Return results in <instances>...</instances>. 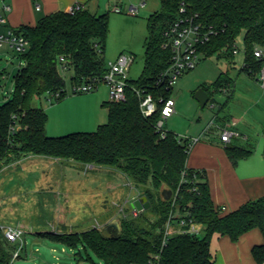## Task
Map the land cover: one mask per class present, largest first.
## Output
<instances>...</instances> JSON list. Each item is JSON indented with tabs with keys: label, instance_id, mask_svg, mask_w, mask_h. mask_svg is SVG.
I'll return each mask as SVG.
<instances>
[{
	"label": "trees",
	"instance_id": "obj_1",
	"mask_svg": "<svg viewBox=\"0 0 264 264\" xmlns=\"http://www.w3.org/2000/svg\"><path fill=\"white\" fill-rule=\"evenodd\" d=\"M161 9L147 18L144 67L138 78H130L124 101H104L109 119L95 131H76L61 136L47 134L49 116L43 107L33 104L35 97L51 94L61 100L67 95L61 74V57L66 69H72L74 91L82 83L99 86L108 70L105 59L110 31L109 13L86 7L59 10L40 18L34 25L16 29L29 41L27 50L17 53L24 61L15 76L14 97L0 105V168L26 156L69 158L90 167L119 169L136 185H148L143 192L151 205L131 219H122L119 236L106 237L102 230L41 234L69 245L82 244L92 249L101 264H214L211 241L214 234L228 235L234 241L253 228L264 234V195L226 211L215 203L205 169L190 167L192 147L189 139L169 130L162 135L156 127L161 98L172 95L173 86L157 83L162 71L172 62L173 51L165 47L166 32L181 17H190L209 39L198 44L203 56L218 54L234 61L237 37L243 34L245 61L242 71L258 78L264 60L256 49H264V0H160ZM76 4H74L75 6ZM185 8L182 11V8ZM216 90L234 87V80L222 72L214 81ZM210 94L206 86H202ZM152 94L159 108L146 116L141 110V95ZM227 153L236 163L252 153L251 148L227 145ZM172 190L170 198L162 194ZM154 213L157 218L147 215ZM185 217L202 226L200 233L178 231L164 243L166 222ZM0 238V264H11L15 244ZM258 264L264 263V241L254 245ZM156 255L159 256L158 260Z\"/></svg>",
	"mask_w": 264,
	"mask_h": 264
},
{
	"label": "rangeland",
	"instance_id": "obj_2",
	"mask_svg": "<svg viewBox=\"0 0 264 264\" xmlns=\"http://www.w3.org/2000/svg\"><path fill=\"white\" fill-rule=\"evenodd\" d=\"M115 4L122 7L121 12L114 10ZM131 6L135 7V14ZM90 8L110 15L106 62L116 60L122 53L133 54L135 61L129 75L138 78L144 67L147 18L161 9V1L92 0ZM235 45L239 52L234 55L233 62L218 54L202 55L194 68L179 77L172 90L176 112L166 120L168 130L181 137H198L206 128L209 134H220L216 125L208 126L216 115L223 118L231 110L237 113L246 110L247 118L264 119L262 82L242 71L245 61L243 34L237 37ZM23 65L24 61L13 48L7 43L0 45V105L14 97L15 76ZM60 71L66 81L67 95L56 100L47 93L33 101L48 113L47 134L61 136L76 131H95L109 119L108 108L104 105V101L111 100L108 84L102 82L89 92H75L71 79L73 70L60 68ZM222 72L232 77L233 88L215 89L213 83ZM202 86L212 92L205 106L196 98ZM147 187L152 188V184L137 186L119 169L90 167L69 158L29 155L3 165L0 168V238L5 226L17 225L25 230L27 240L26 249L21 251L20 257L12 256L11 264H101L102 259L82 244L72 246L41 234L102 230L114 218H134L131 203L144 195ZM147 215L152 220L157 218L151 212ZM17 247L15 244L14 250Z\"/></svg>",
	"mask_w": 264,
	"mask_h": 264
},
{
	"label": "crops",
	"instance_id": "obj_3",
	"mask_svg": "<svg viewBox=\"0 0 264 264\" xmlns=\"http://www.w3.org/2000/svg\"><path fill=\"white\" fill-rule=\"evenodd\" d=\"M6 1L11 5V10L6 13V23L0 25V32L18 28L22 24L34 25L43 16L59 10H69L78 2L90 8L92 2V0ZM1 6L2 0L0 12ZM246 114V110L244 113L231 110L223 118L216 115L215 120L221 119L218 122L221 126L230 120H236L234 128L239 130L241 135L233 137L230 141H223L221 133L209 134L206 128L198 136L199 140L193 145L188 158L190 167L206 170L212 197L215 203L225 207L226 211L235 210L244 202L264 195V119H258L259 116L249 119ZM227 145L251 148L252 153L234 163L227 153ZM263 241L264 234L258 227L249 230L236 241L228 235L216 233L211 241L214 264H258L252 249L254 245Z\"/></svg>",
	"mask_w": 264,
	"mask_h": 264
},
{
	"label": "built area",
	"instance_id": "obj_4",
	"mask_svg": "<svg viewBox=\"0 0 264 264\" xmlns=\"http://www.w3.org/2000/svg\"><path fill=\"white\" fill-rule=\"evenodd\" d=\"M82 4L76 3L69 10L79 9ZM184 7L182 11H184ZM0 12V25L6 23V13L11 10V5L6 1L2 0ZM114 10L121 12L122 7L118 4L114 5ZM130 10L132 14H135V7L131 6ZM167 40L164 43L165 47H171L173 51L172 62L168 68L160 73L157 78V83H163L168 86H174L179 77L189 69H192L201 60V53L198 49V44L205 42L209 39V33L203 32L200 25L195 23L190 17H181L171 29L166 32ZM4 43L9 44L17 53H23L27 50L29 46L28 39L23 34H18L15 28H10L7 32H0V45ZM235 53L239 52L236 47ZM256 56L259 59L264 60V49L259 48L255 51ZM62 62V68L66 69V59L64 57L60 58ZM135 61V56L133 54H120L116 60L107 63L108 70L104 75L103 82L107 83L110 89L111 100L119 102L124 101L127 98V85L128 80L131 78L129 72ZM5 77V75H2ZM258 79L262 82L264 87V63L258 74ZM98 86L94 82L82 83L76 86V90L81 92H89L96 89ZM161 109L160 116L156 122V127L160 133L164 136L168 133V129L165 127L166 120L176 112V99L171 95L166 98H161ZM141 110L144 115L151 116L154 115L158 108V101L152 94L141 95ZM216 125L221 129V138L223 141H230L233 137H238L241 135L240 131L235 129L236 120H230L225 125L221 126L212 120L209 126ZM189 139V147L199 140V137H184ZM223 210H226L222 206ZM141 213L135 207H132L131 215L138 216ZM177 212L171 213L167 222L165 229L164 243L167 241L168 237L180 230L186 232L200 233L202 226L192 220H187L185 217H180L179 220L175 219ZM3 233L5 237L12 243L18 245L17 249L14 250L13 258L21 256V251L25 250L27 247L26 232L20 226L17 225H7L3 228ZM159 256L156 255L158 260ZM138 264V263H133ZM150 264H159V262H152Z\"/></svg>",
	"mask_w": 264,
	"mask_h": 264
},
{
	"label": "water",
	"instance_id": "obj_5",
	"mask_svg": "<svg viewBox=\"0 0 264 264\" xmlns=\"http://www.w3.org/2000/svg\"><path fill=\"white\" fill-rule=\"evenodd\" d=\"M209 92L203 87L198 89L196 92V98L199 100L202 106H205L210 100ZM163 196L167 199L172 195V190L168 187H164L162 190ZM151 203L147 195H141L137 197L133 202L132 206L140 211L146 210L150 207ZM123 230L122 218H114L109 223L102 227V234L106 237H116L121 234Z\"/></svg>",
	"mask_w": 264,
	"mask_h": 264
}]
</instances>
